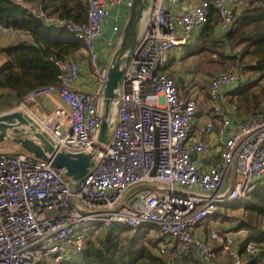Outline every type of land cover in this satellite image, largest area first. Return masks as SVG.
<instances>
[{
  "label": "built area",
  "instance_id": "built-area-1",
  "mask_svg": "<svg viewBox=\"0 0 264 264\" xmlns=\"http://www.w3.org/2000/svg\"><path fill=\"white\" fill-rule=\"evenodd\" d=\"M189 2L152 0L117 91L110 139L102 146L97 137L117 39L106 45L104 58L96 43L112 9L124 3L131 7V2L86 0L85 23L46 20L84 44L93 87H76L83 72L77 60L57 62L59 85L29 92L5 113L20 111L30 117L58 151L79 155L97 149L98 155L89 173L72 182L64 169L25 151L0 152V264H63L104 228L136 231L145 226L151 236L159 232L163 238L159 256L193 254L204 264H218V245L232 264H251L231 238L211 233L206 239L197 236L196 229L213 221L225 206L249 197L264 179V113L237 115L229 105L230 95L246 78L238 66L237 71H221L209 82L210 107L220 127L209 117L201 136L194 137L199 102L184 97L167 73L171 52L196 39L212 10L218 15L220 38L235 27L240 3L197 0L181 13V5ZM20 6L42 16L38 5ZM112 32L119 36L120 26L114 25ZM26 37L19 35L21 40ZM42 99L53 105L49 113L41 112ZM213 154L217 160L201 167ZM236 235L243 243L247 231ZM245 251L258 255L260 247L248 243Z\"/></svg>",
  "mask_w": 264,
  "mask_h": 264
},
{
  "label": "trees",
  "instance_id": "trees-1",
  "mask_svg": "<svg viewBox=\"0 0 264 264\" xmlns=\"http://www.w3.org/2000/svg\"><path fill=\"white\" fill-rule=\"evenodd\" d=\"M17 1L0 0V28L28 36L2 48L6 62L0 67V93L8 95L1 97L0 111L13 106L9 104L18 105L35 89L61 83L49 60L60 63L85 58L81 41L46 20L56 18L85 23L86 0H21L25 4L38 5L42 16L34 15ZM218 22L217 13L212 10L200 36L201 52L217 57L226 70L238 66L242 75L249 73L250 76L244 75L243 84L230 95L229 105L241 117L263 114L264 0L249 1L246 11L237 16L235 27L220 38L215 34ZM168 77L174 78L171 74ZM219 218L247 231L239 250L243 259L250 260L251 264H264V179L245 201L225 206L215 217ZM150 230L148 226L136 231L104 228L95 239L88 237L83 251L63 264H204L193 254L174 259L159 256L157 246L163 238L159 232L151 236ZM248 243L260 247L258 255L246 253Z\"/></svg>",
  "mask_w": 264,
  "mask_h": 264
},
{
  "label": "water",
  "instance_id": "water-1",
  "mask_svg": "<svg viewBox=\"0 0 264 264\" xmlns=\"http://www.w3.org/2000/svg\"><path fill=\"white\" fill-rule=\"evenodd\" d=\"M152 9V0H131V7L118 47L111 61L101 112V124L97 137V145L108 143L113 128L114 102L117 91L123 81L124 72L131 60L135 48L143 35L146 22ZM56 75L61 76V69L55 60H49ZM157 67L155 74L159 71ZM12 142L20 150L35 158L49 162L57 169H64L65 176L77 182L84 178L94 167L97 149L86 154L72 155L58 151L46 133L27 115L14 111L0 115V144ZM195 160L196 157H193ZM156 171H154L155 173ZM75 183L73 184V189Z\"/></svg>",
  "mask_w": 264,
  "mask_h": 264
},
{
  "label": "crops",
  "instance_id": "crops-1",
  "mask_svg": "<svg viewBox=\"0 0 264 264\" xmlns=\"http://www.w3.org/2000/svg\"><path fill=\"white\" fill-rule=\"evenodd\" d=\"M196 1L197 0H190L189 3L182 4L180 7V12L181 13L187 12L189 9H191V7H193L196 4ZM249 1H251V0H239L240 9H239L238 15H241L243 12L246 11L247 7L249 6ZM127 2H131V0H127ZM21 3H23L21 0L17 1L18 5H21ZM129 10H130V7H128V5L126 3L112 9L110 18L104 26L103 35H102L101 39L98 40L96 43L97 49L101 52L103 58L105 56L104 51H105L106 45L109 42L115 41V39H117V46H116V49H117L122 31H123V27L125 25V22L127 20L128 14H129ZM114 25H119L121 28V33L117 37L112 32V27ZM202 31L200 32V34L196 37V39L192 43L188 44L187 46L174 49L171 52V58H170V62L168 65V71H167L168 74H171L176 79V82L179 86L180 92L184 97H186V98L195 97L197 99V101L199 102L200 112L198 115V120H197V124H196V128H195L194 137H196L198 134H200V136H201L205 121L209 117H212L214 119V124H215L216 129H218L220 127V119L214 115V112L210 107L211 103H210V97H209V81L206 83V81H204L203 78H200L201 76L198 72V69L194 70L191 67L188 68L187 70L183 69V68H179L183 63L180 60L181 58H183L185 56L191 57V54H195L196 52H201L200 49L195 50V48H197V46H199V42H201L200 36L202 34ZM215 34L218 36V30L217 29H216ZM19 35H20V33L14 31V30L3 29L0 31V67L6 62L5 54H3L1 52L2 48L6 47L8 45H12L14 43L20 42L19 40H21V39L19 38ZM77 61L79 62V60H77ZM80 61L83 64V67H82L83 72L81 73V76H80V78L76 84V87L79 90L89 91L93 87V77H92V73H91V69H90L89 60H88L87 56L85 55V58L83 60L80 59ZM4 95L6 96V95H8V93H2L1 92L0 98L1 97L4 98ZM0 100L2 101V98ZM229 103H230V101H229ZM39 104L41 106V112H43V113H49L51 111L52 106H53L48 100H44V99L40 100ZM213 141H214V139H213ZM215 154H217V153H215ZM215 154H213V156ZM216 160H217V156H214L213 158L204 159V161L200 163V166L203 168L204 167L206 168V166L208 164H210L211 162L216 161ZM223 210H224V208H223ZM211 224L215 225V227L218 231H225V232H229L230 234H232V232H233L231 230L236 228V227H234L235 224H231V223H227V222L223 223V221L220 218L217 221H216V219H214L213 221L206 222V224H203L202 226L211 225ZM202 226L198 227L196 229V231L197 230L199 231V229ZM198 231H197V236H201V237L206 238V239L209 238L210 234H209V236H205L204 234L199 233ZM245 238H246V236H245ZM240 244H243V243H240ZM215 248L217 251H220V247L218 245H215ZM222 253L224 254V256H226V259H220L218 261V264H232L228 260V256L224 252H222Z\"/></svg>",
  "mask_w": 264,
  "mask_h": 264
},
{
  "label": "rangeland",
  "instance_id": "rangeland-1",
  "mask_svg": "<svg viewBox=\"0 0 264 264\" xmlns=\"http://www.w3.org/2000/svg\"><path fill=\"white\" fill-rule=\"evenodd\" d=\"M202 47H203V45H199V48L197 47V48H195V50H198V49L201 50ZM227 50L229 51V54H230L231 50L229 48H227ZM188 57L185 56V57L180 59L183 63H182V65L179 68H183V69H186V70L188 68H190V67L193 68L194 70L198 69V72H199V74L201 76L200 78H203L204 81H206V83L208 81L210 82L212 77L214 75H216L217 73L226 70L223 67V65L217 60V57H215V56L210 57L204 51L196 52L195 54H191V57H189V58ZM78 63L83 67V64H82V62L80 60H79ZM237 68H238L237 66H232L228 70L237 71ZM248 75L250 76L249 73H247L245 76H248ZM6 104H7V102H6ZM9 106H12V107H10L8 109H1L0 115L4 114L7 110H9L11 108H16L17 107L16 105L14 106V103L9 104ZM18 150H19V147L14 145L12 142L8 141V142H5L3 144H0V152L13 153L14 151H18ZM242 201H245V199H243V200H241L239 202H242ZM226 222L227 221L223 220V223H226ZM227 223H230V222H227ZM204 224H206V223H204ZM202 227L199 229V231L197 230L199 233H202L205 236H209V234H211V233H218L220 235H223L224 237H229V238H231L233 240V242L236 245V247L239 248V245H240L239 244V239L237 238V235H236V233L242 231V230H239V226H236V228L231 230V231H233L232 234H230L229 232H225V231H218L216 229L215 225H212V224L211 225H204ZM96 237L97 236L91 237V239H95ZM222 252H223L222 249H220V251H217V257H218L219 260L220 259H226V256H224V254Z\"/></svg>",
  "mask_w": 264,
  "mask_h": 264
}]
</instances>
